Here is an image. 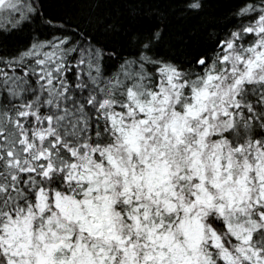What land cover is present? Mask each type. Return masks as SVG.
I'll use <instances>...</instances> for the list:
<instances>
[{"label":"snow or ice","instance_id":"obj_1","mask_svg":"<svg viewBox=\"0 0 264 264\" xmlns=\"http://www.w3.org/2000/svg\"><path fill=\"white\" fill-rule=\"evenodd\" d=\"M160 36L0 0V264H264V0L184 63Z\"/></svg>","mask_w":264,"mask_h":264},{"label":"trees","instance_id":"obj_2","mask_svg":"<svg viewBox=\"0 0 264 264\" xmlns=\"http://www.w3.org/2000/svg\"><path fill=\"white\" fill-rule=\"evenodd\" d=\"M47 16L89 31L107 48L121 55L136 50V39L159 30V55L177 63L206 51L208 33L222 26L237 0H200L202 8L186 9L188 0H42ZM24 36L10 38L5 47L13 50Z\"/></svg>","mask_w":264,"mask_h":264}]
</instances>
